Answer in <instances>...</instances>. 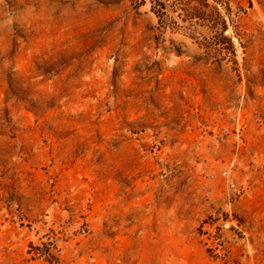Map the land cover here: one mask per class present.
I'll return each instance as SVG.
<instances>
[{"label":"rangeland","instance_id":"1","mask_svg":"<svg viewBox=\"0 0 264 264\" xmlns=\"http://www.w3.org/2000/svg\"><path fill=\"white\" fill-rule=\"evenodd\" d=\"M208 1L0 0V264H264V0Z\"/></svg>","mask_w":264,"mask_h":264},{"label":"trees","instance_id":"2","mask_svg":"<svg viewBox=\"0 0 264 264\" xmlns=\"http://www.w3.org/2000/svg\"><path fill=\"white\" fill-rule=\"evenodd\" d=\"M153 2L152 11L156 13L160 21L164 22L168 17L167 13V2L172 1V5H183L186 6L183 10L186 12L188 19L197 18L205 22L210 31L215 32L214 40L208 42L206 46L220 44V36H224V32L227 29V22L225 17L222 15L217 5L211 4L208 0H151ZM218 5L224 6L229 9L227 0H214ZM223 35V36H222ZM32 249L39 250L34 245H31Z\"/></svg>","mask_w":264,"mask_h":264},{"label":"built area","instance_id":"3","mask_svg":"<svg viewBox=\"0 0 264 264\" xmlns=\"http://www.w3.org/2000/svg\"><path fill=\"white\" fill-rule=\"evenodd\" d=\"M232 186L234 187V184H232Z\"/></svg>","mask_w":264,"mask_h":264}]
</instances>
